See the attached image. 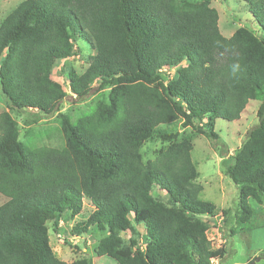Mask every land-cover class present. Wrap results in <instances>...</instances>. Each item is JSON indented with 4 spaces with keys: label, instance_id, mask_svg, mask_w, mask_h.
<instances>
[{
    "label": "trees",
    "instance_id": "trees-1",
    "mask_svg": "<svg viewBox=\"0 0 264 264\" xmlns=\"http://www.w3.org/2000/svg\"><path fill=\"white\" fill-rule=\"evenodd\" d=\"M244 1L255 24L228 37L206 0H21L1 19L0 97L8 105L0 112V264H91L59 259L48 238L49 228L57 232L80 214L84 199L92 211L71 233L106 231L97 256L117 264L224 259L225 246H212L201 219L218 208L198 198L190 140L162 132L171 142L149 160L141 148L159 125L179 119L216 144L215 120H238L264 86V0ZM81 47L93 52L84 71L60 70L65 91L53 63ZM90 95L93 105L76 118L60 111L65 96ZM21 110L55 113L61 147L38 145L28 121L11 114ZM256 118L231 155L220 153L238 186L242 224L252 214L249 199L264 195V97ZM132 225L143 226V240L120 237Z\"/></svg>",
    "mask_w": 264,
    "mask_h": 264
},
{
    "label": "rangeland",
    "instance_id": "rangeland-1",
    "mask_svg": "<svg viewBox=\"0 0 264 264\" xmlns=\"http://www.w3.org/2000/svg\"><path fill=\"white\" fill-rule=\"evenodd\" d=\"M21 0H0V21ZM190 2H201L205 0H187ZM219 14L218 27L220 32L228 37L238 26H250L254 23L248 12V4L244 0H206ZM255 24V23H254ZM76 47V46H75ZM67 60H57L53 63L52 78L62 84L68 91L66 79L61 74L65 70L73 68L78 73L84 71L87 66L88 55L93 52L81 47ZM107 88L101 89L98 95L104 94ZM92 92V95H96ZM103 96V95H102ZM66 98L60 104V111L70 114L76 118L83 111H88L93 105V97L90 95L86 100L76 102L73 97ZM264 97V86L259 88L255 97L249 100L238 120L226 121L218 118L214 123V132L217 133V143L207 136L197 133L189 127L181 126V119L173 124L159 125L158 133L146 141L142 148L143 160L154 158L156 153L164 149L171 141L160 137L162 132L173 131L177 133V139H189L192 143L190 152L192 163L197 170L195 181L202 186L198 194L200 200L212 203L218 208L215 217L202 216L201 219L207 224L206 236L214 248L224 245L226 255L224 259L213 260L212 264H247L255 260L254 264H264V195L260 194V202L250 198L248 203L252 209L251 217L245 223L239 221L240 207L238 198V186L223 172L221 156L223 150L227 149L231 155L239 146L245 136V132L256 122V110ZM95 98V97H94ZM96 99V98H95ZM8 103L0 97V112L7 110ZM21 124L28 121L29 130L38 145L61 147L63 143L60 132L57 131L56 114L43 115L34 110H21L11 113ZM153 196L165 197L163 192L153 189ZM6 198L0 194V204ZM79 215L73 218H65L60 222L57 232L49 228L48 238L53 255L59 259L69 262L77 257H86L91 264H117L116 261L107 256L95 255V247L99 239L105 236L106 231L99 230L96 226L88 229V232L80 237H73L71 227L75 222L85 220L92 206L87 199ZM228 211L225 216L222 212ZM225 217L226 222H223ZM143 226L132 225V228L120 233V237L127 241L130 238L143 240ZM231 232H234L232 234ZM249 261V262H250Z\"/></svg>",
    "mask_w": 264,
    "mask_h": 264
},
{
    "label": "water",
    "instance_id": "water-1",
    "mask_svg": "<svg viewBox=\"0 0 264 264\" xmlns=\"http://www.w3.org/2000/svg\"><path fill=\"white\" fill-rule=\"evenodd\" d=\"M255 261H256V259H255V260H252V261H250V262H248L247 264H254Z\"/></svg>",
    "mask_w": 264,
    "mask_h": 264
}]
</instances>
